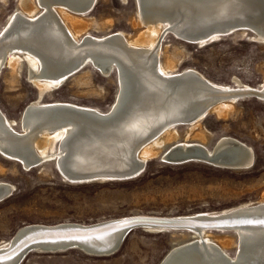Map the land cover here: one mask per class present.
I'll return each mask as SVG.
<instances>
[{
	"label": "bare ground",
	"instance_id": "bare-ground-1",
	"mask_svg": "<svg viewBox=\"0 0 264 264\" xmlns=\"http://www.w3.org/2000/svg\"><path fill=\"white\" fill-rule=\"evenodd\" d=\"M2 1L6 2V0ZM89 1L20 0V10L10 15L7 24L0 32V70L3 65H8L14 72H17L26 62L29 68V79L39 91V97L31 102L22 114V131H16L13 127L15 120L7 118L0 110V152L3 155L9 158L18 156L24 159L25 154L32 161L41 162L56 159L57 164L61 157L68 154L69 168L72 173L75 171L91 173L114 167L121 169L127 166V161L124 159L136 141L147 136L146 141L144 140L145 142L135 150L137 153L142 148L138 161L144 163L146 159L159 154V150L166 141L177 139L179 136L178 129H176L177 124L166 122L185 115L187 111L195 112L202 108L200 112H203L186 125L190 127V133L199 129L195 136L206 140L208 135H205L201 125L204 115L210 112H215L219 116L225 115L233 109L234 103L240 98L237 96H230L226 99L210 97L209 91L259 90L264 94V82L259 87L240 83L239 86L233 88L221 86L192 69L177 73L171 56H167L165 62L159 60V48L166 32L170 31L182 39L187 38L189 33V35H196L197 30L224 21L230 27L223 31H231V34L239 30H243L245 34L250 31L258 41L264 42V13L261 12L259 4L264 3V0H135L138 12L137 24L143 26L144 31L136 38L125 37L124 33L117 32L101 39L86 34L89 27L87 16L92 9L88 11L84 8ZM96 1L93 0L94 3ZM247 6L255 9L260 21L238 26L231 24V21L242 16ZM219 32V29H215L206 37L198 39L197 42L206 44L215 39L218 40L220 39ZM77 60H81L79 62H82L84 66L92 65L105 76H109L110 71L117 70L119 89L110 110L103 112L98 108L79 106L59 100L40 102L46 92L60 88L69 76L76 73H71L73 71L71 69ZM130 82L138 86L136 90L138 93L133 94L135 96L127 106V103H123L129 98L127 96L131 92ZM137 98L140 100L135 103ZM259 99L264 101L263 97ZM131 103H135L132 114L129 112L123 122L115 127L105 129L103 126H98L95 131L93 130V135L80 130L84 128L83 124L89 123L88 119L82 118L83 114L89 117L98 114L112 121L129 110ZM31 106L43 109L66 107L56 111L57 113L50 111L30 113L26 121L24 113ZM56 119L60 120L55 121ZM73 119L75 123L70 122ZM60 121L63 124H58ZM56 126L59 127L56 128ZM154 129L158 131L152 137L150 133ZM74 135L78 136V140H73ZM190 137L191 135L187 136L185 141L172 145L165 154L166 158L171 162H178L182 156L186 155V158L197 159L219 168L242 170L252 167L255 159L253 149L234 137L218 138L212 150L205 145L204 141L195 143L188 141ZM150 139L152 143L150 142L149 145L147 143ZM56 142L59 143L57 150L54 148ZM74 143L77 144L74 145ZM70 144H72L71 147ZM219 153L225 158L216 160L214 156L220 157ZM231 158L236 159L237 162H229L228 159L231 161ZM70 173L66 172L65 178L70 179L71 182H90L82 178L76 181V177ZM104 179L106 178L99 180ZM12 191L11 184L0 183V195L9 193L11 195ZM257 204L259 207L254 208ZM237 209H247L251 216L264 217V198L255 205L244 203L215 213L202 212L174 217L176 219L186 218L200 214L209 216L224 214L226 216ZM138 216L158 217L142 214L125 216L121 219ZM67 226L76 225L68 224L61 227ZM40 228V225L22 227L20 230L25 231L21 235ZM137 228L154 232L167 230L164 227L152 225ZM176 230L186 229L177 228ZM187 230H191L196 236L192 240L194 244L189 245L191 244L189 241L190 243L173 247L169 253L181 248L177 250L179 258L174 254L175 257L167 264H264V224H255L251 228L237 227L235 230H228L235 233L238 239H235L229 232L228 235L222 237L214 235L212 232L214 229ZM197 237L199 240H196ZM12 245L11 242H7L3 246L0 245V250L5 248L8 251ZM229 245H237L235 257H229L226 254L225 247ZM33 247L39 252H48L46 249H51L41 244ZM189 250L191 253L188 252ZM186 252L193 258L183 259ZM164 259L159 264H165Z\"/></svg>",
	"mask_w": 264,
	"mask_h": 264
},
{
	"label": "rangeland",
	"instance_id": "rangeland-1",
	"mask_svg": "<svg viewBox=\"0 0 264 264\" xmlns=\"http://www.w3.org/2000/svg\"><path fill=\"white\" fill-rule=\"evenodd\" d=\"M19 1L0 0V32L10 15L20 10ZM87 17L86 34L96 39L117 32L136 38L144 31V27L137 24L135 0H97ZM167 56L173 59L177 73L192 69L217 85L233 88L240 83L259 87L264 82V42L258 41L250 31L245 34L239 30L203 46L188 43L168 31L159 48V60L165 62ZM28 69L24 62L17 72L8 65L0 70V110L7 118L15 120L16 131L23 130L21 119L25 108L39 97ZM118 81L117 72L105 76L89 64L69 76L60 88L46 92L40 102L59 100L106 112L116 99ZM201 125L208 135L206 140L195 136L199 129L190 133L188 125H177V139L166 141L159 154L145 160L143 173L131 180L71 182L59 173L52 159L24 169L19 162L0 152V183L13 187L11 195L0 202V245L11 242L19 230L28 225L89 226L142 214L174 217L215 213L262 201L264 101L257 97L238 98L227 114L219 116L210 112ZM189 135L188 141H204L210 150L218 138L234 137L253 149L254 165L237 170L219 168L197 159L184 164L161 160L172 145L185 141ZM151 139L147 144L152 143ZM58 146L56 142L55 150ZM141 152L142 148L136 153L137 157ZM146 230L132 229L118 251L109 256H93L77 249L59 253L31 250L20 264H159L173 247L192 243L196 237L191 230ZM212 232L220 237L229 232L238 239L232 231ZM225 252L235 257L237 245L225 247Z\"/></svg>",
	"mask_w": 264,
	"mask_h": 264
},
{
	"label": "water",
	"instance_id": "water-1",
	"mask_svg": "<svg viewBox=\"0 0 264 264\" xmlns=\"http://www.w3.org/2000/svg\"><path fill=\"white\" fill-rule=\"evenodd\" d=\"M259 4L261 5V12L264 13V3L261 2ZM94 5L95 3L93 2V0H90L87 4H85L84 10L88 9L89 11L93 9ZM251 6H247L242 16L235 19V21H231V24H237L238 26L241 24L255 23L257 21H260V19L258 18L259 16L256 15L257 13L255 12V9H253V7ZM225 23L226 22L224 21L217 25H212L210 27H207L201 30L194 29V30H197L198 32L196 33V35H189L190 34L189 33L187 35V38L183 37L182 40L188 43H192V44L204 45L205 43L199 44L197 40L201 39L202 37H206L207 34H211V32H213L215 29L220 30L219 36L221 39L222 37H225V35L232 33L231 31H223V30H226L227 27H230V26H227V24ZM222 24L223 26H221ZM79 61L81 60H77L76 63L73 65L74 67L73 69H71L73 70L71 71V73L77 72L86 66V65L84 66V64ZM116 71H110L109 74H112L113 72L116 73ZM130 85H131L130 86L131 92L127 96L129 98L128 100H125V102L123 103V104L127 103L126 104L127 106L130 103L129 101L133 100L135 96L133 94L137 92L136 90L138 88V86L136 84H133V82H130ZM262 93L263 92L259 90H238V89L236 90L235 89V91H230V92H221L219 90H213V91H209V94H210L209 96L215 97V98H221V99H226V98H229L230 96H237L240 98H242V96L257 97V98L263 97L264 98V94ZM139 100L140 98H137L135 103L138 102ZM135 103H131L129 110H127L121 116L116 117L115 120H112V121H108L107 118H102L98 114H93L92 117H89L83 114L82 118L88 119L89 121L87 122L89 123L83 124L84 128L80 130H85L86 134L93 135L95 128L98 126L99 127L103 126L105 127V129L115 127L119 123L123 122V120L127 117L129 112L130 114H132V111L135 109L134 108ZM65 107L66 106L64 107L57 106V107L48 108L49 109L48 110V109H43L42 107H32L31 106L29 107L27 112L24 113L26 114V117L24 119L27 121L29 119L30 113H36L40 111L41 112L50 111L51 113H54L60 109H65ZM201 109L195 112L187 111L185 115L178 117L176 119L167 120L166 123L169 122V123H173L177 125H185L189 123L191 120L195 119L198 114H201L203 112V111L200 112ZM65 112H69V111L65 110ZM207 114L208 113H206L204 117ZM58 120L60 119H56L55 121H58ZM70 122L75 123V120L73 119ZM21 123H22V120H21ZM58 124H63V122L60 121ZM57 127L59 126H56V128ZM157 131L158 129H154V131L150 133V136H153ZM145 138H147V136ZM145 138L136 141L132 145L131 147L132 149L131 148L129 149L128 151L129 153L127 152L128 155L126 159H124L127 161V166L121 169L118 167H114L113 169L108 168L105 170H100V171L91 172V173H86V172L83 173V172H77V171L72 173V171L69 168L70 163L68 160V154L64 157H61L59 163L57 164H56L57 162L56 159H52L51 161L54 162L57 170L63 177L65 176L66 172H71L70 175L75 176L76 181H80L81 180L80 178H82L84 181L86 180L94 181V180H99L101 178H106L110 180H131V179H134L140 176L145 170L146 161L144 163L143 162L141 163L140 161H138V157L135 152V150L138 149L139 145L145 142L144 141ZM73 140L74 141L78 140V136L76 137V135H74ZM76 144L77 143H74V145ZM71 146L72 144H70V147ZM185 156L186 155L182 156V158L178 160V162H171V160L166 158V155L161 157V160L164 162L173 163V164H184V163L189 162L188 160H193L190 157L186 158ZM219 156L220 157L218 156H214V157L216 160H222L223 158H225L221 155V153H219ZM208 157L214 158L213 156H209V155ZM11 158L19 162L24 169H31L41 164V161H37V160L32 161L25 154H24V159H21L18 156H14ZM228 161L237 162L236 159L234 158H231V161L228 159ZM253 165H254V162L252 163L251 166ZM9 194L0 195V202L6 200L10 196ZM255 207H259V204H257V206H254V208ZM262 220H264V217L251 216V213L247 209H244V210L237 209L232 212H229V214H227L226 216L224 214L219 215V216H209L206 214H200V215H196L193 217H186V218L181 217L177 219L175 217L174 218H163V217L151 218V217L138 216V217H129V218H124V219L105 221V222H101V223H98L95 225H89V226L78 225V224H73L76 226H70V227L68 226L61 227V226H66L68 224L49 226V227L41 226L40 229H36L30 233H25L24 235H21V234L25 230H20L16 234V236L13 238V240L11 241V244L13 245L10 247V249L8 251H6L5 248L0 250V264H20L24 256L26 255V253H28L31 250H34L33 246L37 244H41V246H44L46 248H51V249H46L50 253H59V252L67 251L69 249H77V250L83 251L86 254L93 255V256H109L118 251L125 237L132 229L137 228V227H142L143 225L160 226V227H164L170 230L177 229V228L186 229V230L187 229L235 230V228L237 227H250L251 228L255 224H264V223H261ZM192 244L194 243H191L189 245L192 246ZM177 250H181V248H177L176 250L174 249V251L172 250L167 255V257L164 259L165 264L170 262V260L173 257H175L173 256L174 254L176 255V257H178ZM188 252L191 253V250H189ZM188 252L184 253L183 259L193 258V256H190Z\"/></svg>",
	"mask_w": 264,
	"mask_h": 264
},
{
	"label": "snow or ice",
	"instance_id": "snow-or-ice-1",
	"mask_svg": "<svg viewBox=\"0 0 264 264\" xmlns=\"http://www.w3.org/2000/svg\"><path fill=\"white\" fill-rule=\"evenodd\" d=\"M261 223H264V220H262ZM125 226H127V225H125Z\"/></svg>",
	"mask_w": 264,
	"mask_h": 264
}]
</instances>
